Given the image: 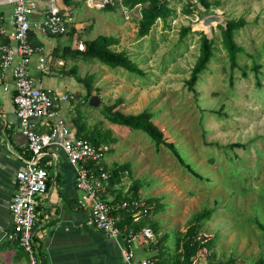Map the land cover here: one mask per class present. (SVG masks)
Masks as SVG:
<instances>
[{"label": "rangeland", "instance_id": "rangeland-1", "mask_svg": "<svg viewBox=\"0 0 264 264\" xmlns=\"http://www.w3.org/2000/svg\"><path fill=\"white\" fill-rule=\"evenodd\" d=\"M188 1L168 0L173 13L156 19L143 36L136 34L135 9L127 11L125 18L120 6L97 9L83 0L69 4L74 21L84 27L75 39L49 36L51 44L74 46L73 41L78 44L98 33L112 34L117 38L113 48L124 49L141 73L96 59L61 56L65 66L76 65L78 76L92 74L90 91L98 93L100 102L88 105L83 83L65 73L61 79L68 87L62 91L72 97L61 103L60 113L79 111L88 126L106 128L114 139L107 142L110 151H105L104 159L110 163L113 156L129 165L116 187L126 189L135 179L140 197L154 196L162 204L160 210L147 212L155 227L149 226V238L138 234L140 244L146 240L138 256L160 251L172 260L194 214L209 208L208 218L194 222L195 237L210 238L209 254L201 264H250L258 257L264 262V238L255 223L264 224V0H209L207 10L191 0V12L185 13ZM210 12L218 13L222 21L245 19L234 33L242 48L234 67L229 66L217 23L209 30L199 26L201 16ZM184 26L188 29L180 36ZM199 30L212 38L213 54L188 89L185 79L198 51ZM31 75L37 80L34 71ZM40 78L41 84H53L46 75ZM115 99L124 112L150 110L153 123L196 174L168 148L156 146L145 132L106 119L102 106Z\"/></svg>", "mask_w": 264, "mask_h": 264}, {"label": "built area", "instance_id": "built-area-1", "mask_svg": "<svg viewBox=\"0 0 264 264\" xmlns=\"http://www.w3.org/2000/svg\"><path fill=\"white\" fill-rule=\"evenodd\" d=\"M120 1L83 0L86 6L97 9L103 8L106 4L120 6L125 18L128 16L127 11L132 9H135L139 16L140 3L127 8ZM41 2L43 5H40ZM36 11L42 13V18L37 23V29L41 34L64 35L76 24L64 0H13L10 18L12 30L9 34L12 42L0 43V69L9 71L14 114L29 152L24 158L23 165L14 175V190L8 203L12 223L9 237H14L18 245L26 251L28 264L38 263L32 250L33 225L36 219L35 204L37 195L45 190L48 175L46 167L39 161L44 150L51 145L57 144L74 168V186L79 191L77 202L88 208L86 225L116 237L122 230L116 224L121 209L130 210L132 220H137L147 212L148 208L141 198L112 200V197H104L109 173L99 161L109 148L108 144L94 145L84 137L73 135L65 121L56 116L55 110L58 102L69 98L70 94L39 85L31 76L29 71L31 56L40 49L32 45L29 40V30L32 25L30 14ZM82 27L84 24L76 28L80 31ZM53 64H62V60L54 59L47 51L38 58L35 66L42 75H50ZM92 163H97V166H93L94 164L91 166ZM125 228L124 225L123 230L127 232L125 243L119 247L125 263L157 264L150 257L136 256L130 245L137 241L138 234L144 235L145 238L151 237L150 227L145 225L135 232ZM195 238L200 246L192 254L189 264H201V260L209 254V248L205 244L209 236L198 234Z\"/></svg>", "mask_w": 264, "mask_h": 264}, {"label": "crops", "instance_id": "crops-1", "mask_svg": "<svg viewBox=\"0 0 264 264\" xmlns=\"http://www.w3.org/2000/svg\"><path fill=\"white\" fill-rule=\"evenodd\" d=\"M74 1L78 0H68L66 4H72ZM40 5H43V3L41 2ZM12 6L13 0H0V41L3 37H6L9 42H12L9 35L12 30L10 23ZM41 18V11L30 14L32 25L29 30V40L32 45L38 46L40 49L32 54L29 71L30 74L33 71L36 73L37 80H34L37 84L49 86L63 93L66 91H62V89L67 88L68 84L61 77L65 74L64 70L71 64L65 66L62 55H59L60 50L56 55L51 53L52 47L57 44H51L49 36H55L56 38L69 36L71 39H75L74 35L79 32L76 27L83 23L74 24L70 34L67 32V34L56 36L41 34L38 31L37 23ZM73 43L76 46L74 41ZM63 45L66 44L61 46ZM47 51L50 52L54 59L62 60V64L52 65V74L46 75V77H50L53 83L50 85L41 84L40 77L43 75L35 66L38 58ZM77 82L81 85L80 81ZM10 85L9 71L0 69V264H28L25 251L19 247L14 237H9L12 223L9 216L8 203L14 190L15 172L23 165L26 157L24 154L26 152L25 137L19 130V122L14 114L13 89ZM4 86L7 87L4 88ZM70 97H72L71 94ZM64 100L59 101L55 107L56 116L61 117L65 121L74 135L75 128L68 121L70 113L64 112V115L60 113V105ZM105 155L104 153L99 163L105 166L121 163V161L116 162L113 156H110L111 162L107 163V160L104 159L107 157ZM39 162L46 167L48 174L45 190L37 195L35 204L36 219L32 235L35 237V242L40 249L39 263L126 264L119 251L120 245L125 243L127 234L123 230L124 226L120 234L112 237L101 229L85 224L88 208L81 206L77 202L79 191L74 186V168L67 161L60 147L57 144L49 146L40 156ZM125 162L128 164V161ZM119 182H115L112 187L107 186L106 191L103 193L104 197H112L115 192L112 189ZM121 189H124V187ZM145 241L143 240V243H146ZM143 243L140 244V240H137L130 244L136 256L139 255L138 249H145Z\"/></svg>", "mask_w": 264, "mask_h": 264}, {"label": "trees", "instance_id": "trees-1", "mask_svg": "<svg viewBox=\"0 0 264 264\" xmlns=\"http://www.w3.org/2000/svg\"><path fill=\"white\" fill-rule=\"evenodd\" d=\"M64 1L67 2L68 0ZM189 1L188 5L183 8V11L185 13L191 12V9L188 7L190 5ZM197 1L205 10L208 9L209 4L211 3L209 0ZM120 3L126 6L127 8L132 7L135 3H140L139 16L137 18L136 24V34L138 36H143L147 34L150 30L151 25L156 21V19L164 20L173 13L172 8L168 5V0H121ZM114 6L115 4H106L103 9H111ZM244 24L245 19L243 16H238L237 18H227L221 23L216 24L219 30L221 45L226 51L230 67H234L236 65L237 52L242 50L241 46L237 44L234 39V33L238 28H240ZM187 29L188 26L182 27L179 32V35L182 36ZM72 30L73 28H70L68 33L70 34ZM198 33V51L193 61V64L190 67L188 76L185 79V84L188 89L193 88L198 78V75L205 70L207 63L213 54L212 38L208 37L201 30H199ZM0 42H9V40L6 37H3ZM116 43V36L112 34L98 33L89 39L81 40L80 42H78V44H76V46L71 47L70 45L66 44L58 47V45H54L52 47L51 53L56 55L60 50L59 55L62 56H78L82 60L96 59L100 63H103L110 67L120 66L128 71L140 74L141 69L137 66L136 62L128 55V53L124 49L113 48V45H115ZM252 68L256 69V65L253 64ZM64 73L73 75L77 81L83 83L87 95L91 94V73L84 74L83 76H78L76 74L75 64H71L68 68H66L64 70ZM118 104L119 100L115 99L113 102L102 106L101 110L106 119L113 123L126 125L131 129H139L145 132L153 140L156 146L163 145L164 147L168 148L173 154V156L177 159V161L184 164L182 157L180 156L173 142L166 140L163 136L162 131L151 120L152 113L150 110H148L147 108H143L135 113L124 112L117 107ZM68 121L75 128L73 132L74 135L84 137L90 142H92L94 145L107 143L108 141H112L114 139V137L110 136L109 131L106 128L100 129L99 126H88L86 121L82 119V116L80 115L79 111L70 112V116H68ZM108 149L109 148H107V150ZM24 154L25 156L29 155L27 149ZM92 165L93 163L91 164V166ZM101 165L109 173L107 185L109 187H112L115 182L120 181V179L124 175V170L127 171V167L129 166L126 162L114 163L111 166H105L104 164ZM184 165L193 174H196L192 171V169H190V166L188 164ZM139 188L140 184L138 183V181L132 179L129 186L125 190L117 187L112 189L115 191L112 196V200L125 198H141L145 202V204L148 205L147 212L160 210L162 204L158 202V198L154 196L140 197L138 193ZM147 212L141 217H139L137 220H132L130 210L121 209L118 212L119 218L117 219L116 224L119 226V228H122L125 225L128 231L130 230L131 232L139 231L140 228L144 225H148L154 228L155 223L149 222L148 218H146ZM209 213V208L201 209L199 212L194 214V222L197 223L198 219L208 218ZM194 222L190 223L184 229V232L181 235V239L179 240V250L177 251L176 256L172 260H166L163 257V253H161L160 251L153 253L151 256L148 255L147 257L154 259L157 264H189L192 254L200 246L199 241L195 238L196 224H194ZM255 223L256 226L260 229L261 234L264 238V224L257 220H255ZM32 239V250L38 260V257L40 255V249L38 244L35 242V237L33 235ZM209 239L205 242L207 246L210 243ZM20 248L24 250L22 247ZM37 264H40L39 260ZM250 264H264V262L261 257H258Z\"/></svg>", "mask_w": 264, "mask_h": 264}, {"label": "water", "instance_id": "water-1", "mask_svg": "<svg viewBox=\"0 0 264 264\" xmlns=\"http://www.w3.org/2000/svg\"><path fill=\"white\" fill-rule=\"evenodd\" d=\"M222 18L221 16L216 12H210L203 16H201L199 20V26L201 29H210L212 27V23H221ZM100 102L99 96L96 93H92L89 95L87 103L91 106H97Z\"/></svg>", "mask_w": 264, "mask_h": 264}, {"label": "clouds", "instance_id": "clouds-1", "mask_svg": "<svg viewBox=\"0 0 264 264\" xmlns=\"http://www.w3.org/2000/svg\"><path fill=\"white\" fill-rule=\"evenodd\" d=\"M145 226V225H144ZM146 239V238H145Z\"/></svg>", "mask_w": 264, "mask_h": 264}]
</instances>
